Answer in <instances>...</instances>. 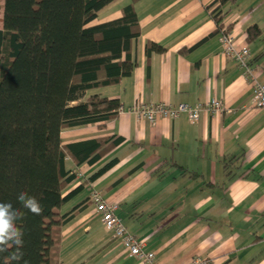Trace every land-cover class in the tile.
Returning <instances> with one entry per match:
<instances>
[{"label":"crops","instance_id":"1","mask_svg":"<svg viewBox=\"0 0 264 264\" xmlns=\"http://www.w3.org/2000/svg\"><path fill=\"white\" fill-rule=\"evenodd\" d=\"M215 0H114L93 24L123 15L133 4L140 24L131 57L133 73L87 94L119 99L122 111L104 126L62 131L63 144L111 137L123 140L94 163L67 168L76 178L65 193L86 182L62 207L53 264H144L106 230L91 199L98 191L118 204L126 227L155 253L159 264H264V109L239 63L225 55L212 14ZM223 24L250 47V63L264 83V0H233ZM257 25L258 37L247 29ZM164 48L147 52L149 43ZM217 98L227 110L155 123L128 112L141 103H203ZM117 162L89 178L105 164ZM230 174H227L226 164Z\"/></svg>","mask_w":264,"mask_h":264},{"label":"trees","instance_id":"2","mask_svg":"<svg viewBox=\"0 0 264 264\" xmlns=\"http://www.w3.org/2000/svg\"><path fill=\"white\" fill-rule=\"evenodd\" d=\"M114 0H3L0 28V201L21 208L24 191L43 207L41 215L26 213L23 258L19 264H53L60 229L69 215L60 208L85 183L65 193L76 178L67 168L94 163L123 139L111 137L63 144L62 131L88 124L104 126L121 108L119 99L90 90L119 83L133 73L131 57L140 24L133 4L119 18L93 24L99 11ZM138 1V0H133ZM233 0H215L212 14L223 28V8ZM232 31V25L227 26ZM257 25L247 29L258 37ZM163 52L154 42L147 52ZM105 164L89 180L111 168ZM227 174H230L227 163ZM0 264L10 262L0 254Z\"/></svg>","mask_w":264,"mask_h":264},{"label":"built area","instance_id":"3","mask_svg":"<svg viewBox=\"0 0 264 264\" xmlns=\"http://www.w3.org/2000/svg\"><path fill=\"white\" fill-rule=\"evenodd\" d=\"M219 37L223 45V52L230 58L235 59L243 70L244 77L253 88V103L257 108L264 109V83L258 79L250 63L251 53L248 44L240 43L234 36L233 31H228L223 26L219 31ZM227 110V106L217 98H210L206 102L189 104L179 103L173 105L167 102L141 103L129 108L128 112L139 118H145L155 123L159 118L176 119L182 114L187 115L191 123L201 119L203 112L220 114ZM119 111H122L120 108ZM91 199L96 207L103 227L112 232L122 246L132 255L140 259L144 264H159L155 253L144 248V242L139 240L123 223L117 215L118 204L107 201L101 194L94 190ZM207 258L196 257L191 264H209Z\"/></svg>","mask_w":264,"mask_h":264},{"label":"clouds","instance_id":"4","mask_svg":"<svg viewBox=\"0 0 264 264\" xmlns=\"http://www.w3.org/2000/svg\"><path fill=\"white\" fill-rule=\"evenodd\" d=\"M22 209L33 215H41L43 207L40 201L27 192H20L16 197ZM14 207L11 202L0 201V254L7 252L10 262L19 264L23 258L24 229L21 226L26 213ZM25 264L27 262L25 261Z\"/></svg>","mask_w":264,"mask_h":264},{"label":"rangeland","instance_id":"5","mask_svg":"<svg viewBox=\"0 0 264 264\" xmlns=\"http://www.w3.org/2000/svg\"><path fill=\"white\" fill-rule=\"evenodd\" d=\"M2 4H3V0H0V6H2ZM1 19H2V9L0 10V28L2 27Z\"/></svg>","mask_w":264,"mask_h":264}]
</instances>
